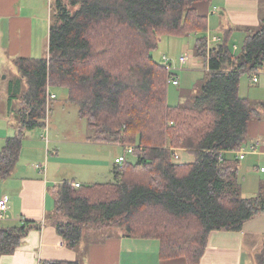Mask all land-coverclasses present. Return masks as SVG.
<instances>
[{"label": "trees", "instance_id": "trees-1", "mask_svg": "<svg viewBox=\"0 0 264 264\" xmlns=\"http://www.w3.org/2000/svg\"><path fill=\"white\" fill-rule=\"evenodd\" d=\"M202 1L208 0H55L49 56L15 60L27 90L18 132L0 149V178L13 172L25 132L46 125L48 87L68 90V101L87 119L90 141L134 146L135 161L117 164L109 182L55 185V207L44 223L0 226V257L47 223L71 248L88 227H117L158 239L164 259L199 264L211 232L240 231L264 212V185L256 196H243L240 158L233 153L247 142L250 121L264 112V101L255 106L240 95L243 75L264 68V18L240 53L230 44L234 29L219 36L209 54L206 37L196 39L195 54L205 57L208 70L189 106L168 103L171 74L153 55L162 35L207 29L196 8ZM177 148L191 150L194 162H175ZM256 261L264 264V244Z\"/></svg>", "mask_w": 264, "mask_h": 264}, {"label": "crops", "instance_id": "crops-1", "mask_svg": "<svg viewBox=\"0 0 264 264\" xmlns=\"http://www.w3.org/2000/svg\"><path fill=\"white\" fill-rule=\"evenodd\" d=\"M260 6L261 0H208L197 3L196 8L198 13L206 16L208 20V27L204 31L207 34L206 39L213 31L210 23L220 10L222 17L217 19L218 26H227L232 19L240 23V25L236 24L239 25L237 28H226L222 34L228 29H234L230 40L239 34L244 42L247 34L256 31L262 23L263 19L260 20L258 15ZM50 8L51 0H0V149L8 138L18 132L19 111L23 105V95L27 90V84L19 74L15 60L18 57L49 56L50 25L53 15V12L50 14ZM234 45L231 44L232 50ZM195 57L196 65L206 67L208 70L205 57L196 54ZM7 64H12L16 70L8 80L7 74L2 76ZM261 72H263L261 76L256 74L257 81L253 79L255 75L250 76V80L259 83L257 87L259 91L251 93V90H248V97L244 96L250 101L257 97V104L264 101V82H262L264 71ZM58 91L59 88L53 90L52 87H48V93L56 95L55 98L48 100V113L53 107V100L58 97ZM64 100L68 101V92ZM47 118L46 125H48ZM41 133L42 130L38 134L40 140ZM35 135L34 131L25 132L24 148L13 172L7 178H0V200L5 199L9 206L6 217L0 218V226L19 225L23 219L44 223L48 213L53 212L55 207L54 186L66 180V178L57 180L58 173L50 174L49 166L46 168L43 166L42 156H38L39 159L35 161L29 160L30 149L36 148L33 144L36 142ZM247 140L251 141L250 148L255 146V152L248 153H252L253 156H264V113L261 118L250 121ZM114 145L121 149L116 150L113 165L108 170L97 168L95 165V174L96 171L98 173L105 171L107 175L113 174L112 169L117 165L116 158L125 155L128 160L126 147L121 144ZM244 146L245 144L240 149H245ZM174 153L179 156L175 158L177 163H189L195 160V154L189 149H175ZM233 153L239 158L236 151ZM54 154L64 159L60 157L58 149ZM47 164L49 165L50 162L48 161ZM253 166L257 167V165ZM239 180L244 197L256 196L264 185L260 178L253 176L248 165H241L239 168ZM71 181L83 183L75 178ZM50 184L53 187H50ZM244 187H248L245 192H243ZM263 244L264 212L245 222L240 231L211 232L207 249L199 264H258L256 254ZM160 248L161 243L158 239L128 236L123 229L117 227L103 229L88 227L78 245L71 248L53 225L45 223L40 229L32 230L15 251L2 255L0 264H41L42 260L78 261L80 264H188L184 257L162 258Z\"/></svg>", "mask_w": 264, "mask_h": 264}, {"label": "rangeland", "instance_id": "rangeland-1", "mask_svg": "<svg viewBox=\"0 0 264 264\" xmlns=\"http://www.w3.org/2000/svg\"><path fill=\"white\" fill-rule=\"evenodd\" d=\"M53 4H55V0H51L50 14L53 12ZM260 7L258 15L260 20H262L264 18V0H261ZM220 12L219 10L217 16L210 23L213 28L210 34L211 36H222V31L226 28H237L240 25V23L232 19L227 26H218L217 19L222 17ZM201 36H207V34L203 31L190 33L186 36L162 35L157 48L153 51L155 59L160 63H164V55L171 59L173 63V73L179 80V85H173L170 82L168 84V103L173 107L191 105L195 96L199 93L202 82L207 78V68L198 67V65H196L197 61L194 52L196 39ZM213 44L214 42L211 46ZM230 44L237 45L238 50L233 49L235 53L241 52L243 41L239 34H236L230 40ZM183 55H188L190 57V60L185 64H181L180 62V57ZM4 69L6 71L2 76L4 77L7 74V80L16 73L12 64L5 65ZM261 71H264V69ZM261 71L258 73V76H261L263 73ZM254 75L256 76V74ZM262 82H264V80H262ZM258 85L259 83H254L250 80V75L244 74L241 78L240 95L243 97L247 96L248 90H251V93L258 92ZM52 89L54 90L57 88L52 87ZM67 92L68 90L66 88L59 87L58 97L53 100V107L47 115L48 125L43 128L31 130L36 132V142L33 143L36 148L30 149L29 153L31 156L29 160L35 161L39 159L38 156H42L44 168L49 166L50 174L58 173L57 180L62 178L71 180L75 178L83 183L112 181L113 174L107 175L105 171L99 173L96 171L95 174L94 166L96 165L97 168L108 170L114 163L116 150L119 148L121 149V147L115 146L114 144H94L89 141L88 137L92 132L88 126L87 119L80 116L78 104L64 100ZM257 100V97L252 98L250 102L256 106L258 105L256 103ZM41 130L40 140L38 134ZM250 140H247L246 143L248 145L245 143L246 147L244 146L248 152H250L249 148L252 145H249L251 142ZM56 149L60 151V157L68 161L58 158L57 154H54ZM177 149L182 150L186 148ZM246 156V159H241V161H239V168H241V165H248L253 176L260 178L264 183V173L260 169L262 166L264 167V156H253L252 153H247ZM127 159L135 161V155L128 154ZM46 160L47 163L48 161L50 162L49 165L45 163ZM253 165H257V167ZM50 187H53V185L50 184ZM247 188L248 187H244L243 192H245Z\"/></svg>", "mask_w": 264, "mask_h": 264}, {"label": "built area", "instance_id": "built-area-1", "mask_svg": "<svg viewBox=\"0 0 264 264\" xmlns=\"http://www.w3.org/2000/svg\"><path fill=\"white\" fill-rule=\"evenodd\" d=\"M220 40V37L218 35H213V36H210L207 38V50H208V54H209V51H210V47H211V44L214 42H217ZM237 46L234 45V49H236ZM190 60V57L188 55H183L180 57V62L181 64H185L187 63L188 61ZM164 64H165V67L168 71L172 72L174 67H173V63L171 62V59H169L168 57H166L164 55ZM255 81L258 80V78H254ZM169 82L173 85H178L179 84V80H178V77L176 76H173L169 79ZM55 94H50L48 93V97H47V100L49 99H53L55 98ZM48 104H49V101H48ZM134 151V147L133 146H128L126 147V153L127 154H132V152ZM250 152H255V146H252L250 149H249ZM239 158L240 159H244L246 154L248 153V151H246L245 149H240L238 151H236ZM174 157L177 159L179 156L177 153H174ZM126 160L125 158V155H122L118 158L115 159V163L116 164H121L122 162H124ZM261 171H264V167L261 168ZM73 186L75 187H79L80 186V183L78 182H75V183H72ZM9 206H8V203L5 199H1L0 200V218H5L6 217V213H7V210H8Z\"/></svg>", "mask_w": 264, "mask_h": 264}, {"label": "bare ground", "instance_id": "bare-ground-1", "mask_svg": "<svg viewBox=\"0 0 264 264\" xmlns=\"http://www.w3.org/2000/svg\"><path fill=\"white\" fill-rule=\"evenodd\" d=\"M174 71V70H173ZM173 71L172 72H170V74H171V76L169 77V79L171 78V77H173V76H175V74L173 73Z\"/></svg>", "mask_w": 264, "mask_h": 264}]
</instances>
